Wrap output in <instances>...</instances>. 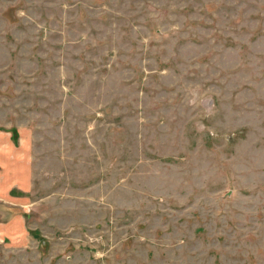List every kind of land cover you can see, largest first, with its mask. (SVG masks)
I'll use <instances>...</instances> for the list:
<instances>
[{"label":"rangeland","instance_id":"374dc122","mask_svg":"<svg viewBox=\"0 0 264 264\" xmlns=\"http://www.w3.org/2000/svg\"><path fill=\"white\" fill-rule=\"evenodd\" d=\"M0 136V264H264V0H0Z\"/></svg>","mask_w":264,"mask_h":264},{"label":"crops","instance_id":"0c3cea01","mask_svg":"<svg viewBox=\"0 0 264 264\" xmlns=\"http://www.w3.org/2000/svg\"><path fill=\"white\" fill-rule=\"evenodd\" d=\"M17 141L0 136V240H10L12 245H21L28 237L24 219L18 217L17 209L28 203L25 192L31 175L30 154L25 146L21 150L17 148L14 143Z\"/></svg>","mask_w":264,"mask_h":264}]
</instances>
